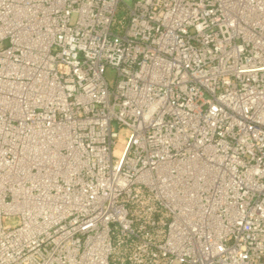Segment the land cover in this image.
<instances>
[{
	"label": "built area",
	"instance_id": "1",
	"mask_svg": "<svg viewBox=\"0 0 264 264\" xmlns=\"http://www.w3.org/2000/svg\"><path fill=\"white\" fill-rule=\"evenodd\" d=\"M0 264H264V0H0Z\"/></svg>",
	"mask_w": 264,
	"mask_h": 264
},
{
	"label": "rangeland",
	"instance_id": "2",
	"mask_svg": "<svg viewBox=\"0 0 264 264\" xmlns=\"http://www.w3.org/2000/svg\"><path fill=\"white\" fill-rule=\"evenodd\" d=\"M109 73H110L109 76L111 77L113 75V72H109ZM114 127H116V123H114ZM119 131H120V138L118 139V143L115 146V148L118 151H122L129 132L125 128H122V129L120 128Z\"/></svg>",
	"mask_w": 264,
	"mask_h": 264
}]
</instances>
